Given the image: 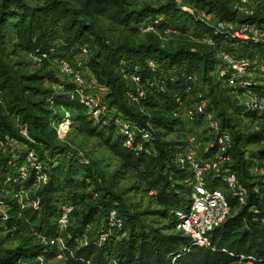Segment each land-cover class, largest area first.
<instances>
[{"label":"trees","instance_id":"16d2710c","mask_svg":"<svg viewBox=\"0 0 264 264\" xmlns=\"http://www.w3.org/2000/svg\"><path fill=\"white\" fill-rule=\"evenodd\" d=\"M201 12L212 20L203 19ZM100 17L135 34L148 26L152 30L145 40L114 41L96 23ZM215 20L260 25L264 16L239 14L236 0H0V138L8 135L25 148L16 152L11 165L12 153L4 159L0 189L13 194L0 214V231L13 246L0 244V264H46L58 257L65 264H264V182L250 172L253 164L264 161V114L241 105L243 88L213 75L219 52L264 63V44L215 33ZM175 29L182 36L191 31L195 40L181 38L172 47L159 38L158 33ZM204 36L213 44L204 43ZM78 54L87 57L93 80L82 93L66 76L19 72L20 63L9 62V57L26 55L48 66L55 58L70 62ZM137 89L144 94L132 102L127 93ZM251 89L264 95V84ZM90 91L107 107L97 118L82 101L81 95ZM201 100L205 112L232 134V166L247 192L243 204L227 195L231 214L211 232L208 246L192 243L177 230L176 211L191 203L186 182L191 172L175 161L185 142L167 139L183 131L185 107ZM65 118L71 120L70 129L109 150L121 170L106 176L95 162L80 161L58 137L57 125ZM244 118L250 121L246 133L238 121ZM123 122L132 133L130 146L125 145L129 137L120 132ZM251 143L257 150L247 155ZM28 150L37 154L41 167H28L22 177L17 170ZM129 170L150 195L151 222L132 211L116 189L118 175ZM87 197L85 210L73 221L76 206ZM65 204L72 212L62 226L58 218ZM112 210L121 226L109 220Z\"/></svg>","mask_w":264,"mask_h":264},{"label":"built area","instance_id":"2783aa9c","mask_svg":"<svg viewBox=\"0 0 264 264\" xmlns=\"http://www.w3.org/2000/svg\"><path fill=\"white\" fill-rule=\"evenodd\" d=\"M178 3L181 0H176ZM250 3V0H236V6L239 8ZM185 8V7H184ZM186 9V8H185ZM205 20L210 19V15L201 14ZM215 33L225 32L233 38L241 41L261 42L264 44V23H237L227 20H215ZM145 30H152L146 27ZM202 41L207 44H213L209 36H204ZM84 53L86 50L84 49ZM219 63L213 75L217 79L225 81L228 86L234 88H243L242 93H238L241 103L250 110L264 114V95L260 96L251 89L253 85H263L264 79H258V76H264V63L259 59L239 58L234 54L226 51L218 53ZM59 72L62 76L68 77L75 83L81 93L83 90L89 89L86 78L81 69L73 66L69 61L61 58H55ZM154 67L152 61L149 62ZM132 81L139 82L138 76H132ZM86 93L82 96L84 101L90 108L95 118L106 111V106L102 101V97L97 94ZM128 98L133 102L138 100L139 96L144 94L143 90L137 89L136 94L128 91ZM201 94L198 95V98ZM187 119L194 121L201 116V123L211 128L210 136L204 143L202 150L199 149L198 142H195L194 136L186 140L185 146L176 156V164L181 168L191 172V177L186 181L191 189V203L186 209H178L176 216L178 218L177 230L189 237L190 241L196 245L208 246L210 244L211 232L222 225L231 214V207L227 195L236 197L243 204L246 201L247 192L240 183L237 173L233 168L232 145L233 137L227 129L221 127L220 121L214 117L212 113L205 112V101L201 100L193 105L192 108L186 109ZM71 120L65 118L57 125V134L62 139L67 129L70 128ZM257 130L258 126L255 125ZM22 134L26 135V129ZM120 132L126 134L129 138L125 145H131L132 133L129 124L123 122L120 125ZM144 138H149L147 133L143 134ZM1 139V138H0ZM12 146L8 165L17 156V151L25 149L24 145L14 138L5 135L3 139ZM28 167L39 169L41 167L37 154L33 150H28L26 159L18 168V172L22 177L28 174ZM250 172L258 176L264 182V161H259L250 167ZM227 190V192H226ZM155 192H150L154 194ZM72 212V206L65 204L62 207V213L58 218V222L65 226ZM109 220L113 223L122 225V220L117 217L114 210L110 211ZM252 264V262H249Z\"/></svg>","mask_w":264,"mask_h":264},{"label":"rangeland","instance_id":"374dc122","mask_svg":"<svg viewBox=\"0 0 264 264\" xmlns=\"http://www.w3.org/2000/svg\"><path fill=\"white\" fill-rule=\"evenodd\" d=\"M144 1H153V0H137V1L134 0V4H140ZM184 7L189 12L192 11V8L190 6H184ZM238 13L246 16L255 15V14L264 16V0H251L249 4L239 7ZM201 14L202 12L199 13L200 16ZM210 19L212 20V15L210 16ZM96 23L100 26V28H102L105 31L106 35L114 41L121 40V41L138 42L140 40H145L146 34L149 33V31L142 29L139 33L135 34L129 30V27L114 26L108 20L101 17L96 19ZM171 32L172 33H170V31H167L163 34L162 33H158V34H159V38L162 41H164L165 44L170 45L172 47L176 46V44L180 41L181 38L188 37L195 40V37L191 33V31L190 32L188 31L184 36H182L180 31L177 29L172 30ZM191 34L192 36H190ZM9 62L14 64L15 62H19L20 65L16 67V69L19 72H27L30 74L35 72L39 74H45L50 72L55 74V76H57L58 78H65L60 74L56 62H53L48 66H45L42 62L37 61L34 58L26 55L21 56L18 59L14 57H9ZM86 62H87V57L82 54L76 55L70 61V63L73 66L82 70L84 76L86 77L88 86L91 87L93 86V84L91 83L93 80H91L89 69L85 65ZM43 83L45 87L51 86V83L46 80ZM193 105H194V101H191L190 104H188L185 107L184 112L181 114L183 120L182 121L183 131L171 133L170 135L167 136V139L176 141L180 138L184 142H186L187 139H189L191 136H194L195 142L196 141L198 142L197 144L199 145V149L202 150L204 143L207 141V139L210 136L211 128L199 122L198 117H196L197 119L194 121H190L189 119H187L186 109L188 110L192 108ZM11 120L15 125H17V127H19V123H17L16 117L12 116ZM240 120L241 119H238L239 128L241 132L242 133L248 132L249 131L248 127L250 126L249 118H244L242 119V121ZM255 125L256 124L254 123L253 128ZM61 142L63 144L69 145L71 151H75L77 153L78 155L77 158L79 157L78 159H80V161L82 162L84 161L85 163L95 162L99 170L102 171L106 176L111 175L116 170L118 171L121 170L118 159L115 156H113L109 150L103 147L94 138H89L79 134L76 129L68 128L67 132L61 139ZM11 149L12 146L7 142V140L0 139V182L3 176H5L4 159L10 153ZM182 150L183 148L180 150V152H182ZM247 150H248L246 153L247 155L249 154L248 152L256 151L257 150L256 144L253 143L248 144ZM80 170L82 171L83 168H80ZM116 189L118 193L121 194L122 200L126 202V204L130 207L132 211L140 213L142 219H144L147 223L154 220L155 217L149 213V211L154 209V207L150 203V195L148 192L145 191L144 185L139 181L138 175L134 171L129 170L119 174ZM2 190L0 189V214H3L5 211V202L7 198L11 199V195L13 194L12 193L13 191L11 189L3 188ZM89 201L90 199L87 197L85 200L81 201V203L76 206L75 213L72 216L73 221L77 220L82 215L83 211L85 210L86 204ZM0 244H2L5 247L13 246V243L5 241L4 235L1 231H0ZM46 264H65V263L62 261V258L58 257L57 259L46 262ZM233 264H238V263H233ZM246 264H250V263L248 262Z\"/></svg>","mask_w":264,"mask_h":264}]
</instances>
